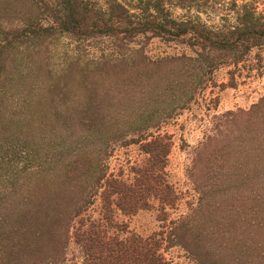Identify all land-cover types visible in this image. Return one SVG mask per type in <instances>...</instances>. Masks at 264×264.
Listing matches in <instances>:
<instances>
[{
  "label": "rangeland",
  "instance_id": "1",
  "mask_svg": "<svg viewBox=\"0 0 264 264\" xmlns=\"http://www.w3.org/2000/svg\"><path fill=\"white\" fill-rule=\"evenodd\" d=\"M198 1L189 10L171 6L172 16L192 18L210 29H234L242 26V16L248 10L264 22V0ZM4 26L3 29L10 28L9 24ZM57 39L58 49L53 51L55 55L50 61L56 70L55 76L67 79L70 77L67 72L74 70L87 75L81 85L72 77L66 83L70 90L80 92L79 87H82L80 98L87 93L93 95L97 105L103 103V97L109 92L121 96L119 90L131 89L114 83L113 72L124 71L132 62L144 69L155 67L154 71L160 66L161 76L166 74L159 77L153 72L154 81L142 86L148 92L146 95L141 92L144 98L159 95L151 104L156 109L154 122L159 124L151 135H140L135 130L128 132L132 124L126 123L127 116L120 117L121 123L113 124V135L105 138L87 134L76 144V135L69 136L64 147L67 152L70 150L69 156L72 158V151L77 153L82 149L80 155L75 154L79 156L76 175L84 179L88 159L94 157L105 179H116L136 191L139 205L137 210L127 211L119 202L120 195L115 193L105 199L104 180L101 184L95 183L94 192L92 186H88L84 195L78 193L77 200L73 194L61 199V208L72 210V216L67 229L59 235V250L55 252L58 264H81L88 254V237L94 234L106 242L132 236L154 238L162 241L163 264H206L203 258L187 249V245L195 244L187 241L183 242L184 246L182 236L190 238L193 225L209 214L215 201L232 202L235 209L244 211L249 218L259 214L264 220V159L260 161L264 156L260 148V143L264 142V38L260 44H249V49L238 44L233 50L219 49L208 43L204 46L192 32L174 40L160 36L121 40L97 37L78 44L63 34L57 35ZM189 57L194 67L190 79L178 85L174 81L173 92L164 89L168 79L173 80L177 71L182 73ZM142 61L150 66L141 64ZM80 68L85 70L80 71ZM103 75L114 79L111 78V82L107 78L109 84H101ZM137 77L140 79L134 71L130 80L137 82ZM143 79L145 82V77ZM143 79L141 77L140 81ZM141 85L137 82L135 86ZM128 92L132 101L130 107L145 100L139 98L137 89ZM73 111L70 108L68 113L71 115ZM132 121L140 122L135 115ZM116 129L120 131L114 134ZM224 151L232 154V166L226 163L223 167L214 159V154ZM51 165L55 168L59 165L58 175L68 168L60 162ZM72 165L75 167L74 163ZM30 171L33 172L28 169L24 174ZM247 174L249 179L243 180ZM82 187H77L79 192ZM238 188L244 194H239ZM238 210L233 211V217ZM258 228L247 236L264 245V227ZM202 249L205 250V246ZM259 261L264 264L259 258L252 264ZM237 262L233 260L231 264Z\"/></svg>",
  "mask_w": 264,
  "mask_h": 264
},
{
  "label": "trees",
  "instance_id": "2",
  "mask_svg": "<svg viewBox=\"0 0 264 264\" xmlns=\"http://www.w3.org/2000/svg\"><path fill=\"white\" fill-rule=\"evenodd\" d=\"M198 3V0H0V264H58L55 252L59 250V235L67 229L72 216V210L61 208V199L73 194L77 200L78 193L84 195L90 186L93 191L95 183L106 182L105 199L116 193L125 210H137L136 191L116 179H105L94 157L88 159L84 179L76 175L79 156L75 154L80 155L82 149L77 153L71 150L73 156H69L70 150L67 152L64 147L71 137L76 135V144L87 134L105 138L113 135V124L121 123L120 117L127 116L126 123L132 124L128 132L151 135L154 127L159 126L154 122L156 109L151 106L159 95L144 98L141 92L148 94L142 86L154 81L153 72L159 77L166 75L161 76L160 66L154 71L155 67L144 69L132 62L124 71L113 72L114 83L131 88L128 91L139 90V98L145 99L142 102L139 99L141 104L130 107V92L119 90L121 96L109 92L103 103L97 105L93 95L87 93L80 98L82 87L78 92L67 86L70 77L81 85L87 75L71 68L74 71L67 72L70 76L67 79L55 76L50 61L58 49L57 35H66L81 44L97 37L121 40L160 36L174 40L192 32L204 46L208 43L225 50H233L238 44L249 49V44H260L263 40L264 22L248 10L242 16V26L234 29H210L192 18L172 16L171 6L189 10ZM5 23L10 25L9 29L2 28ZM193 68L189 57L182 73L177 71L173 80L165 81L164 89L172 90L174 81L178 85L189 80ZM134 71L140 76L137 77V82L142 83L140 87L130 80ZM141 77H145V82L140 81ZM107 78L113 77L103 75L101 84H106ZM68 106L74 109L71 115ZM133 115L139 123L130 122ZM260 148L264 151V142ZM231 155L230 151L217 152L214 159L223 167L226 163L232 166ZM263 159L264 156L260 161ZM54 162L68 168L58 175L59 165L51 167ZM28 169L33 172L25 175ZM247 179L248 174L243 180ZM79 186H84L80 192ZM240 188L239 194H244ZM235 208L232 202L215 201L209 214L193 225L190 238L182 236V243L195 244L192 248L187 245V249L206 264H231L233 260L252 264L257 258L264 261V245L250 239L258 226L264 227V220L259 214L249 218ZM76 210L79 212V208ZM234 210L238 211L233 217ZM161 245V240L137 236L106 242L94 234L88 237V254L81 264H163ZM194 248L198 250L193 251Z\"/></svg>",
  "mask_w": 264,
  "mask_h": 264
}]
</instances>
